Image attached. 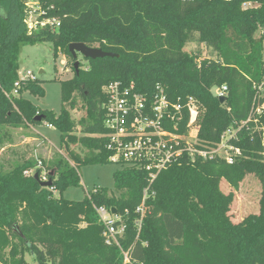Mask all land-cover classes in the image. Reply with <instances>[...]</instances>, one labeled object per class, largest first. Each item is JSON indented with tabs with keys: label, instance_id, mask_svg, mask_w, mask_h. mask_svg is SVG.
I'll list each match as a JSON object with an SVG mask.
<instances>
[{
	"label": "trees",
	"instance_id": "trees-1",
	"mask_svg": "<svg viewBox=\"0 0 264 264\" xmlns=\"http://www.w3.org/2000/svg\"><path fill=\"white\" fill-rule=\"evenodd\" d=\"M39 3L44 9L54 7L48 17L58 19L60 27L54 31L46 26L30 35L26 0H0V129L46 122L60 132L62 145L79 142L91 155L86 159L72 155L74 166L60 161L45 176L51 187L42 186L47 181L41 170L26 175L37 165L31 161L0 173V264H27V254L36 264H125L124 252L134 264H264V146L246 129L234 142L244 155L235 164L182 161L163 171L152 188L155 196L148 202L140 232L136 209L146 185L142 172L124 169L114 174L119 197L103 191L82 201L62 196L81 185L80 167L109 161L101 136L106 131L103 88L111 82L134 83L148 93L161 84L171 101L183 105L194 98L201 108L203 144L218 143L230 126L247 121L256 86L264 80V0ZM248 4L254 6L244 8ZM46 42L53 45L55 60L60 54L71 59L74 73L72 79L60 80L59 115L42 111L23 97L45 96L39 78L23 83L14 102L6 97L19 80L23 49ZM194 42L211 49L216 59L186 52ZM74 43L118 57L85 59L88 67L80 65L77 72L69 50ZM224 85L228 100L221 104L213 89ZM78 99L86 109V117L79 121L80 138L74 134L77 125L70 114ZM250 174L262 182L260 211L235 224L230 215L234 193H223L220 185L224 180L237 191ZM101 206L116 209L123 218L126 230L120 246L105 241L95 210Z\"/></svg>",
	"mask_w": 264,
	"mask_h": 264
},
{
	"label": "built area",
	"instance_id": "built-area-1",
	"mask_svg": "<svg viewBox=\"0 0 264 264\" xmlns=\"http://www.w3.org/2000/svg\"><path fill=\"white\" fill-rule=\"evenodd\" d=\"M26 9L25 24L30 35L46 26L54 31L60 27L58 19L48 17V12L54 7L44 9L39 0H26ZM37 79L38 76L31 71L19 72V80L13 91L6 93V97L14 102L21 96L23 83ZM256 90L248 120L230 126L218 143L203 144L199 139L201 108L194 98H188L185 105L174 103L161 84H157L151 93L140 92L134 83L121 81L111 82L103 88L106 131L101 138L105 140L109 161L146 175L142 202L136 209V228L139 232L149 212L148 202L155 196L152 188L168 167L182 161L223 160L233 165L244 157L243 151L234 144L244 129L251 132L253 137L256 135L264 146V80L256 86ZM213 93L219 99L227 98L228 87L214 88ZM31 174L26 172V175ZM43 181H47L45 176ZM95 210L104 227L103 236L107 245L120 246L119 238L126 230L122 216L105 206L95 207ZM124 256L125 264H134L128 252H124Z\"/></svg>",
	"mask_w": 264,
	"mask_h": 264
},
{
	"label": "rangeland",
	"instance_id": "rangeland-1",
	"mask_svg": "<svg viewBox=\"0 0 264 264\" xmlns=\"http://www.w3.org/2000/svg\"><path fill=\"white\" fill-rule=\"evenodd\" d=\"M36 1L33 0V2ZM252 6L254 5H249V7ZM260 35L261 31L256 36ZM185 51L192 54L200 53L202 58L216 59L213 51L204 44L190 43ZM78 61L83 68L88 67L85 58L81 55H79ZM70 63L71 59L63 54H60L57 60L54 59L51 43L46 42L37 46L25 47L20 57L19 72L31 71L38 76L43 81L45 96L34 97L25 93L23 97L29 99L42 111L59 115L62 107L60 80H69L74 76ZM42 71L43 73L40 74ZM70 114L77 125L74 134L80 138L83 134L79 121L86 117V109L80 99H78L77 106L70 109ZM60 139V132L46 122L40 125L26 123L20 126L2 127L0 129V173L7 174L24 162L31 161L37 165L30 173L35 174L37 170H41V176H46L48 171L52 170L60 161L68 162L74 166L75 161L72 155L80 159L90 157L91 151L81 143L62 145ZM122 170H124L123 165L110 161L82 166L78 169L81 185L68 188L62 196L67 200L82 201L86 196L96 191H103L109 196L119 197L115 187L114 174ZM220 188L225 194L234 193V202L230 211L233 223L238 224L249 215L259 214L263 188L258 177L252 174L247 175L237 191L232 190L224 180L221 182ZM55 196L60 197L61 195L55 193ZM26 261L27 264H36L34 258L29 254L26 255Z\"/></svg>",
	"mask_w": 264,
	"mask_h": 264
},
{
	"label": "water",
	"instance_id": "water-1",
	"mask_svg": "<svg viewBox=\"0 0 264 264\" xmlns=\"http://www.w3.org/2000/svg\"><path fill=\"white\" fill-rule=\"evenodd\" d=\"M69 50H70V53L72 54L73 59L75 60V69L77 70V72L79 71V68H80V62L78 61L79 55H81L85 59H92V60L101 59V58H105V57H116V56L118 57V55H116V54L107 53V52L103 51L102 49H98V48H91V47H88L87 45H85L83 43L71 44L69 46ZM42 73H43V71L40 72V74H42ZM227 100H228L227 98H220L221 104L226 103ZM35 120L38 122H42L43 118L37 117ZM35 179L39 180L38 174L35 175ZM42 186L43 187H51L52 181L49 180V181L43 183ZM112 212L114 214H116L117 211H116V209H112Z\"/></svg>",
	"mask_w": 264,
	"mask_h": 264
}]
</instances>
